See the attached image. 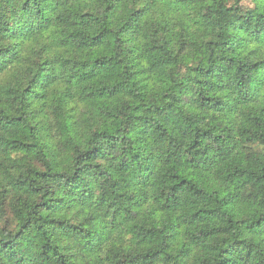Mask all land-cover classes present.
<instances>
[{
    "label": "trees",
    "instance_id": "trees-1",
    "mask_svg": "<svg viewBox=\"0 0 264 264\" xmlns=\"http://www.w3.org/2000/svg\"><path fill=\"white\" fill-rule=\"evenodd\" d=\"M0 264H264V0H0Z\"/></svg>",
    "mask_w": 264,
    "mask_h": 264
}]
</instances>
